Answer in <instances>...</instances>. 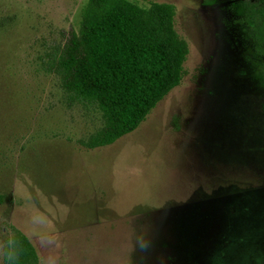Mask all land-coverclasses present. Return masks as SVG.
<instances>
[{"label":"rangeland","instance_id":"obj_1","mask_svg":"<svg viewBox=\"0 0 264 264\" xmlns=\"http://www.w3.org/2000/svg\"><path fill=\"white\" fill-rule=\"evenodd\" d=\"M87 1L0 0V261L15 229L37 264H264V88L233 1L127 0L174 6L183 76L85 150L100 114L43 64Z\"/></svg>","mask_w":264,"mask_h":264},{"label":"trees","instance_id":"obj_2","mask_svg":"<svg viewBox=\"0 0 264 264\" xmlns=\"http://www.w3.org/2000/svg\"><path fill=\"white\" fill-rule=\"evenodd\" d=\"M237 24L257 62L253 79L264 88V0H232ZM175 8L151 3L140 8L127 0H88L78 31L71 30L44 62L68 106L100 114L101 126L78 144L93 150L133 132L177 87L188 48L174 29ZM264 114V107H263ZM5 196L0 194V206ZM10 240L18 264H37L31 243L13 229Z\"/></svg>","mask_w":264,"mask_h":264},{"label":"clouds","instance_id":"obj_3","mask_svg":"<svg viewBox=\"0 0 264 264\" xmlns=\"http://www.w3.org/2000/svg\"><path fill=\"white\" fill-rule=\"evenodd\" d=\"M7 248L3 251V261L0 264H18L19 252L12 240L6 241Z\"/></svg>","mask_w":264,"mask_h":264}]
</instances>
